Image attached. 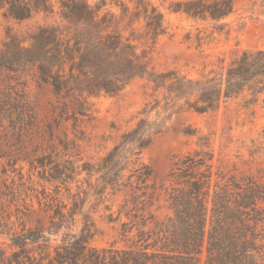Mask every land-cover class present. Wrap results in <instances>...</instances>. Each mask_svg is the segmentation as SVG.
I'll use <instances>...</instances> for the list:
<instances>
[{
	"label": "trees",
	"instance_id": "16d2710c",
	"mask_svg": "<svg viewBox=\"0 0 264 264\" xmlns=\"http://www.w3.org/2000/svg\"><path fill=\"white\" fill-rule=\"evenodd\" d=\"M54 2L64 27L43 25L26 38L8 32L0 42V209L8 199L18 201L22 195L23 184H16L13 177L8 181L11 173L22 180L26 165L30 172L40 168L45 172L51 165L48 180L53 181L66 169L60 171L50 154H42V140L35 142L41 136L39 123L20 82L30 65L37 67L56 98V116L48 123L52 133L55 124L69 120L81 129L92 110L91 98L117 95L136 78H145L155 91L161 90L172 112L185 106L209 113L244 92L249 95L248 105L256 104L260 96L264 101V48L245 50L230 63L221 59L217 69L198 78L177 69L155 70L152 54L167 27L164 13L152 0L94 4L90 0H0V9L25 20L39 11L54 12ZM108 4H115L119 13ZM171 8L194 19L220 21L234 12V0L178 1ZM11 73L17 80L14 84ZM162 126L157 119L140 118L97 167L87 162L76 166L64 154L69 172L79 175L81 167L89 174H100L97 184L88 183L84 196L92 191L103 196L108 188L113 195H125L122 208L130 222L122 223V235L130 241L127 247L91 245L97 224L84 212L86 198L77 193L70 209L64 212L66 204L59 206L48 226H23L11 233L10 251L0 242V264H264V168L258 173L239 172L221 160L215 168L213 153L196 150L173 162L172 184L167 188L140 156ZM185 132L194 130L188 127ZM60 143L67 150L64 140ZM127 171L130 174L124 179ZM163 192L171 213L161 217L148 210ZM76 215L82 216L77 229ZM2 222L6 221L0 216ZM134 230L136 237H130ZM58 235H62L59 243L53 244L52 236ZM35 244L42 248L39 258L33 253Z\"/></svg>",
	"mask_w": 264,
	"mask_h": 264
},
{
	"label": "rangeland",
	"instance_id": "374dc122",
	"mask_svg": "<svg viewBox=\"0 0 264 264\" xmlns=\"http://www.w3.org/2000/svg\"><path fill=\"white\" fill-rule=\"evenodd\" d=\"M97 1L90 0L92 4ZM152 1L164 13L167 27L166 34L158 38L152 54L151 65L157 71L177 69L188 77L198 78L213 68L217 69L221 65V59L230 63L245 50L256 51L264 48V0H234V12L220 21L194 19L185 13L172 10L173 2L186 0ZM55 5L54 12L39 11L25 20H16L5 15L4 9H0V42L5 40L8 32L26 38L43 25L64 27L66 22L60 16L58 5ZM107 6L119 13L120 9L115 4ZM221 25L224 27H220ZM12 75L13 73L9 78H12L11 83L14 84L17 80ZM5 76L6 73H3L2 77ZM20 82L36 111L41 136L35 142L42 140V154H50V159L53 164L59 165L60 171L65 166L66 169L53 181L48 180L52 174L49 171L51 165L45 172L43 168L30 172L26 165L22 180L11 173L8 181L13 177L16 184H23L20 187L23 191L18 201L15 198L9 202L8 199L4 209H0V216L6 221L0 223V226H7L0 227V242L8 251L11 233L22 230L23 226H48L55 210L66 204L64 212H67L77 193L83 199L86 198L84 212L97 224L98 232L91 245L96 248L109 247L112 244L118 248L127 247L130 241L122 235V223L130 222L126 209L122 208L125 195H113L108 188L103 196L97 195L96 191H90L92 195L84 196L85 191L90 189L88 183L97 184L100 174H89L80 167V174L76 175L75 172L67 170L71 167L65 165L63 159L66 158L64 154H69L67 156L77 162L76 166L87 162L97 167L121 141L122 134L146 116L152 120L157 119L163 126L153 137L151 145L141 153V161L152 166L154 178L159 183L164 182L167 188L172 184L169 173L173 162L196 150L213 153L215 168L221 164L218 160L229 164L231 168H237L239 172L258 173L259 168H264L263 96H260L256 104L248 105L246 99L249 95L244 92L222 104L216 111L204 114L185 106L172 112V109L166 108L161 90L155 91L153 84L145 78H136L117 95L100 94L91 98L92 110L84 118L81 129L74 127L73 121L69 120L55 124L52 133L48 129V123L56 116V98L51 86L42 82L35 65L25 69ZM188 127L194 133H186ZM61 140L68 146L67 150L60 145ZM129 174L130 171L125 172L124 179ZM159 205L163 207L157 210ZM167 206L163 192L162 198L148 212L164 217L171 213ZM81 218L82 216L76 215L75 229L80 226ZM136 234L137 230H134L130 237H136ZM61 236H52V243H59ZM32 247L33 253L39 258L42 248L37 244Z\"/></svg>",
	"mask_w": 264,
	"mask_h": 264
}]
</instances>
